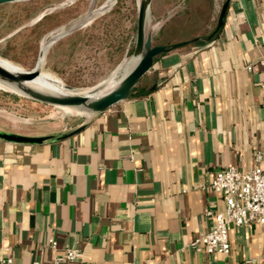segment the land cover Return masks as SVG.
<instances>
[{
	"label": "crops",
	"instance_id": "crops-1",
	"mask_svg": "<svg viewBox=\"0 0 264 264\" xmlns=\"http://www.w3.org/2000/svg\"><path fill=\"white\" fill-rule=\"evenodd\" d=\"M198 41L156 57L127 99L78 131L0 138V259L50 264L75 247L74 264H264L255 222L230 226L228 253L189 246L212 225L205 209L224 208L216 171L264 156V0H230L216 37Z\"/></svg>",
	"mask_w": 264,
	"mask_h": 264
},
{
	"label": "rangeland",
	"instance_id": "rangeland-1",
	"mask_svg": "<svg viewBox=\"0 0 264 264\" xmlns=\"http://www.w3.org/2000/svg\"><path fill=\"white\" fill-rule=\"evenodd\" d=\"M107 1L22 0L1 4V60L19 69H31L42 41L103 6L107 9L91 15L85 25L50 46L41 70L77 93H88L98 85L97 95L110 90L123 76L122 68L134 59L130 49L134 47L139 0H116L111 7L106 6ZM224 1L152 0L146 32L152 44L197 36L202 40L214 30ZM89 116L75 108L35 101L0 84L1 130L22 131L33 125L70 130Z\"/></svg>",
	"mask_w": 264,
	"mask_h": 264
},
{
	"label": "water",
	"instance_id": "water-1",
	"mask_svg": "<svg viewBox=\"0 0 264 264\" xmlns=\"http://www.w3.org/2000/svg\"><path fill=\"white\" fill-rule=\"evenodd\" d=\"M18 1H22V0H0V5L9 2H18ZM115 1L116 0H114L113 4L115 3ZM151 1L152 0H139L137 6L136 32H135V41H134L132 56L138 57V60L134 64V66L127 73H125L117 82V84L113 86L110 90L105 91L98 95H92L95 94L97 91H99L100 85H98L96 87L91 88L88 93L85 92L77 93L72 91L71 86L64 85L61 83L63 87L70 92V94L66 93L63 95H59L47 91H42L32 86V82H35V79L40 75H45L46 78H48L49 80H54L59 82L50 75L43 73L41 70V66L48 49L53 43H55L60 38L68 35L77 28L85 25L95 14L106 10V8H104L103 6L97 9L95 11V14L91 18L84 19L74 27L67 30L66 32L57 35L55 38L51 40V42L46 48L43 47L42 44L43 41H42L38 50L36 62L31 69L13 70L0 64V81L15 87V89H17L19 94L44 104H50L60 107H71L78 110H84L89 115L101 113L107 110L111 106L115 105L120 101L127 99L130 96L137 82L152 67L156 57L164 53H167L169 51L184 47L201 39L199 36H197L191 39L182 40L171 44H152L151 35L147 34L146 32ZM229 1L230 0H225L223 2L218 14V18L214 30L203 40L210 41L214 37H216L219 30L222 28L224 24V19ZM80 128L81 127H78L72 132L78 131ZM67 135L68 134H64L60 136V138L65 137ZM0 138L14 142L39 143L48 139L49 137L26 136L0 129Z\"/></svg>",
	"mask_w": 264,
	"mask_h": 264
},
{
	"label": "built area",
	"instance_id": "built-area-1",
	"mask_svg": "<svg viewBox=\"0 0 264 264\" xmlns=\"http://www.w3.org/2000/svg\"><path fill=\"white\" fill-rule=\"evenodd\" d=\"M257 62L264 69V57ZM261 87L264 91V81L261 82ZM262 106L264 108V94ZM211 188L222 196L224 208L215 212L205 209L204 214L211 217L212 225L206 232L190 241V247L196 251L225 254L231 248V225L242 226L255 222L262 226L264 232V156L258 166L247 172L233 165L217 170L211 181ZM48 245L55 249L57 241L49 238ZM81 255L78 248L67 247L62 253L55 255L50 264H74ZM0 264H13V257L1 258ZM30 264L44 263L35 259Z\"/></svg>",
	"mask_w": 264,
	"mask_h": 264
},
{
	"label": "bare ground",
	"instance_id": "bare-ground-1",
	"mask_svg": "<svg viewBox=\"0 0 264 264\" xmlns=\"http://www.w3.org/2000/svg\"><path fill=\"white\" fill-rule=\"evenodd\" d=\"M113 2H114V0H108L107 3H106V6H111L113 4ZM91 15H93V14H91ZM91 15H89L87 18H90ZM84 19L85 18H83V20ZM78 23L71 25V27H69V28H63L58 34H56L54 36H51V38H48L47 40H45V42L43 43V47L46 48L53 38H55L57 35H59L61 33L66 32L67 30H69L70 28L74 27ZM137 60H138V57H134V59L132 61L130 60L131 62H129L128 64H126L122 68L121 74L124 75L125 73H127L134 66V64L137 62ZM0 64H2L3 66H5L7 68L13 69V70L14 69L18 70L19 69V68L13 66L12 64L8 63L7 61L1 60V59H0ZM0 84H2L5 87H7V88H9L11 90H14L17 93H19L17 91V89H15V87H13L12 85H9V84L1 82V81H0ZM32 86L34 88H36V89H39V90H42V91H47V92H50V93H53V94H59V95H63V94H66V93L70 94V92L67 89H65L61 83H59L57 81H54V80H49L48 78H46L45 75H40L39 77H37L35 79V82H32ZM92 95H97V92L95 94H92ZM79 111L82 114H88L84 110H79Z\"/></svg>",
	"mask_w": 264,
	"mask_h": 264
},
{
	"label": "trees",
	"instance_id": "trees-1",
	"mask_svg": "<svg viewBox=\"0 0 264 264\" xmlns=\"http://www.w3.org/2000/svg\"><path fill=\"white\" fill-rule=\"evenodd\" d=\"M44 18V17H43ZM133 51V47L130 49V53Z\"/></svg>",
	"mask_w": 264,
	"mask_h": 264
}]
</instances>
